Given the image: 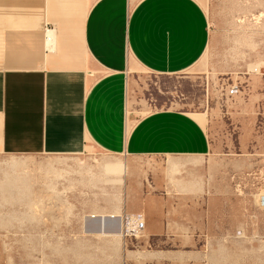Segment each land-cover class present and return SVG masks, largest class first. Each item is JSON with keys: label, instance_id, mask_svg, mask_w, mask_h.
I'll return each instance as SVG.
<instances>
[{"label": "rangeland", "instance_id": "1", "mask_svg": "<svg viewBox=\"0 0 264 264\" xmlns=\"http://www.w3.org/2000/svg\"><path fill=\"white\" fill-rule=\"evenodd\" d=\"M199 1L209 23L203 56L172 75L133 65L124 101L141 117L159 108L203 112L206 194L230 204L221 231L197 235L193 246L143 242L145 225L131 231L143 215L126 210L124 164L152 169L164 159L106 151L87 137L66 150L45 135L43 149L0 150V264H264V0ZM19 5L0 0V68L19 67L37 45L20 37ZM80 89V98L89 94ZM44 92L45 134L84 115L74 99L53 111ZM161 249L171 254L163 261L138 258Z\"/></svg>", "mask_w": 264, "mask_h": 264}, {"label": "crops", "instance_id": "2", "mask_svg": "<svg viewBox=\"0 0 264 264\" xmlns=\"http://www.w3.org/2000/svg\"><path fill=\"white\" fill-rule=\"evenodd\" d=\"M19 7L22 33L26 27L20 37L36 38L37 45L19 67L0 68V150L43 149L50 135L52 145L62 143L66 150L80 149L74 140L87 137L128 157L161 156L165 163L152 169L123 163L126 210L143 215V242L193 246L202 240L197 235L221 231L230 204L206 194L208 169L202 161L210 143L203 112L159 108L141 117L129 115L124 101L133 65L172 75L203 56L209 23L201 2L20 0ZM83 87L89 94L80 98ZM45 88L53 111L67 100L71 108L73 99L83 111L77 121L68 117L64 132L53 123L45 134ZM170 255L148 250L138 258L163 261Z\"/></svg>", "mask_w": 264, "mask_h": 264}, {"label": "built area", "instance_id": "3", "mask_svg": "<svg viewBox=\"0 0 264 264\" xmlns=\"http://www.w3.org/2000/svg\"><path fill=\"white\" fill-rule=\"evenodd\" d=\"M131 218V217H130ZM129 218V219H130ZM138 218V217H137ZM131 220V219H130ZM134 222V220H131V221H129V223L128 224H130L131 222ZM135 229L137 230V232H139L140 231V229L141 228H143L144 227V225H145V222H144V218L143 217H139L136 221H135ZM134 228L132 229V233H137V232H135L134 230H135ZM128 230V229H127Z\"/></svg>", "mask_w": 264, "mask_h": 264}, {"label": "bare ground", "instance_id": "4", "mask_svg": "<svg viewBox=\"0 0 264 264\" xmlns=\"http://www.w3.org/2000/svg\"><path fill=\"white\" fill-rule=\"evenodd\" d=\"M103 223H104V226H106V218L104 219ZM104 228H105V227H104ZM133 228L135 229V227L132 226L131 231H132ZM134 231H135V230H134ZM136 232H137V230H136ZM137 233H138V232H137Z\"/></svg>", "mask_w": 264, "mask_h": 264}]
</instances>
